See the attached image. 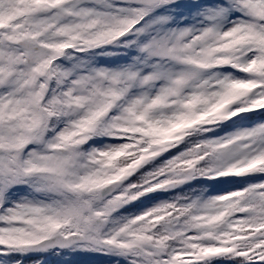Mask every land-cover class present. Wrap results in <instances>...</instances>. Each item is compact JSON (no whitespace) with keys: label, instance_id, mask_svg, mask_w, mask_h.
I'll use <instances>...</instances> for the list:
<instances>
[{"label":"snow or ice","instance_id":"1","mask_svg":"<svg viewBox=\"0 0 264 264\" xmlns=\"http://www.w3.org/2000/svg\"><path fill=\"white\" fill-rule=\"evenodd\" d=\"M0 264H264V0H0Z\"/></svg>","mask_w":264,"mask_h":264}]
</instances>
